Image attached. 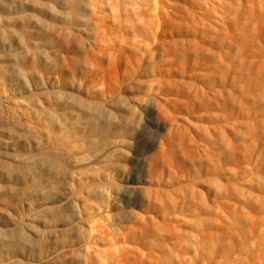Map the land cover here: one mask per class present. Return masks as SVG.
Masks as SVG:
<instances>
[{"label":"bare ground","instance_id":"bare-ground-1","mask_svg":"<svg viewBox=\"0 0 264 264\" xmlns=\"http://www.w3.org/2000/svg\"><path fill=\"white\" fill-rule=\"evenodd\" d=\"M0 170V221L83 209L85 264H264V0H0Z\"/></svg>","mask_w":264,"mask_h":264},{"label":"rangeland","instance_id":"rangeland-1","mask_svg":"<svg viewBox=\"0 0 264 264\" xmlns=\"http://www.w3.org/2000/svg\"><path fill=\"white\" fill-rule=\"evenodd\" d=\"M7 5H13V0H6ZM8 8V7H7ZM5 15L8 20H12L14 18L13 11H5ZM7 21V20H6ZM12 40V39H11ZM213 38L207 39L206 45L204 47H220L217 44H213ZM10 43H6L9 45ZM8 48V47H7ZM57 155L61 153V149L56 151ZM140 160V159H138ZM136 160V165L133 167H129L131 173L135 174L134 171L144 170V166L140 161ZM80 166L82 171L84 172V176L82 178L83 184L87 186L93 182V169L96 168L94 159H89L88 161L81 162ZM0 172H2L0 170ZM3 173V172H2ZM4 175V174H2ZM60 174H57L55 178L51 177L50 184L54 185L56 181H58ZM27 178L30 179L29 184H34L35 187L32 189L26 190V187L20 186L17 189L18 198L23 202L24 211L21 210H13L12 215L19 216L20 214H24L29 212L28 203H33L34 206L37 205V201L40 198V190L37 187L39 185L36 177L32 179L28 174ZM2 181H7L6 177L2 178ZM4 188L2 187L0 193H4ZM52 188V187H51ZM53 189V188H52ZM80 197L83 200H89L88 205H93L94 200L89 197V193L87 190H84ZM59 199V198H58ZM66 202H62L61 200H49V209L48 215L45 219V222L41 225L30 227V226H21L14 223L7 222L6 220L0 221V264L5 262V259H8L14 252L15 247H20L21 251L19 254L24 255L25 262H28V259H32L34 253L31 252V240H22L18 241L21 234H27L30 238L34 235L35 242L32 243V247H42L44 252H46V261L45 264H85L83 259V252L85 251V247L90 237L89 227H91V220H88L89 216L83 212V209L80 207L79 209H70L69 216H72V222L65 223L63 216L66 214L65 209ZM84 206L85 204H81ZM17 209V207L13 206L11 209ZM88 211V206H87ZM114 215L118 216L122 222L124 220V216L122 212L118 209V211L114 212ZM79 217V218H77ZM81 217V219H80ZM149 219V218H148ZM21 226V227H20ZM133 231L134 233H137ZM214 240H218L215 238ZM5 258V259H4ZM15 259L10 260L6 264H10ZM128 264H134L132 261L128 262Z\"/></svg>","mask_w":264,"mask_h":264}]
</instances>
